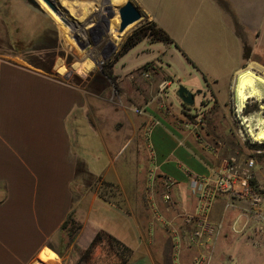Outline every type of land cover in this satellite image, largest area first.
I'll return each mask as SVG.
<instances>
[{
	"label": "crops",
	"instance_id": "0c3cea01",
	"mask_svg": "<svg viewBox=\"0 0 264 264\" xmlns=\"http://www.w3.org/2000/svg\"><path fill=\"white\" fill-rule=\"evenodd\" d=\"M167 1L158 0L166 3L159 6L165 19L137 5L195 64L205 85L192 86L195 107L200 103L195 93L204 90L226 105L237 74L255 49H263L264 0ZM82 3L73 7L83 10L81 19L95 10ZM15 15L13 10L7 19ZM7 19L0 14V42L10 35ZM55 20L49 21L52 27ZM117 25L118 20L114 30ZM54 61L51 52L33 56L31 66L0 55V264H48L50 251L62 260V225L82 211L78 236L68 246L74 263L100 231L132 250L127 264H195L198 254L204 264H233V256L221 253L239 242L264 253V222L255 212L227 208L228 199L219 195L202 216L191 191L193 178H215L235 153L229 133L176 123L173 113L183 105L171 82L164 93L157 83H142L134 92L126 86V103L112 107L85 88L47 75L64 73V60ZM93 66L89 63L85 71ZM97 180L98 190L90 197L80 192V186ZM167 180L172 209L161 211ZM104 181L119 186L121 206L99 195ZM192 222L209 224L214 234H194L188 248L185 234ZM218 244L226 250L216 253Z\"/></svg>",
	"mask_w": 264,
	"mask_h": 264
},
{
	"label": "rangeland",
	"instance_id": "374dc122",
	"mask_svg": "<svg viewBox=\"0 0 264 264\" xmlns=\"http://www.w3.org/2000/svg\"><path fill=\"white\" fill-rule=\"evenodd\" d=\"M50 1L60 9L64 21L43 0H12L7 2L6 0H0V14L5 19L12 14L13 10L16 14L15 17L6 20L11 24V27H9L10 35L8 40L0 42L1 56L31 66L30 62L33 56L51 52L55 55V64L59 60H64L65 70L64 73L53 70L51 73H46L47 75L85 88L88 92L95 93L98 96L96 99L101 103H104V101L100 99L109 101L112 107H118L119 104L126 103L123 98L126 86L133 91L134 88H139L142 83H157L160 86L161 93H164L171 82V90L176 91V94L180 86L186 87L189 91H191L193 84L199 85L200 89L205 86L203 85V79L201 80L199 74L194 71L195 64L184 57L175 46L153 42L146 35L138 39V36L144 33L142 30L147 27L150 18L137 3L153 17L165 19L166 15L163 14L165 11L159 8L162 5L166 6L165 2L130 0L140 10L142 18L129 26L120 35L119 33L114 34L115 22L118 20L119 23L120 18L118 4L120 1L124 5L128 0ZM164 1L168 2L167 0ZM82 2L95 8L83 19L78 17L83 10L73 8L75 5L82 7ZM211 4V1L206 3V5ZM66 9H72L73 12ZM52 17L56 19L54 22L55 28L49 23ZM68 22L78 30V34L73 33ZM259 30L262 33V40H264V21ZM134 35H137L135 37L137 42L131 48H126L129 39ZM233 44L237 45L235 42ZM17 54H20V56H17ZM253 55L249 65L246 64V68L251 64H257L264 69V42L263 49H255ZM89 63L94 66L89 72H86ZM252 70L264 79V71ZM98 80L105 82V85L103 86L102 82L98 83ZM203 92V95L195 93L200 99V103L196 107L195 105L189 107L182 102L183 107L173 113V119L182 127L183 125H190L189 127L195 131L206 128L229 133L231 135L230 143L233 144L235 151L233 156L229 158L238 159L242 166L246 165L248 161L254 160L251 173L257 186L264 187V142L259 144L251 138H246L244 134L247 129H256L257 119L263 120L258 128L264 126V86L261 88L262 100H248L241 113L237 112L235 93L232 94V98L228 97L226 105H223V103L219 104L217 102L213 93L209 94L205 90ZM127 99L129 101L134 100L130 96H127ZM113 109L116 113L118 112V108ZM239 115L253 117L254 121L250 127L247 128L246 125L242 124L243 120ZM86 181L92 182L87 177ZM99 183L100 180H97L96 183H91L89 186H80V192H87V197H90L93 192L98 190ZM167 191H169V187L164 184V189L161 191L162 194L165 192L164 198H161L158 204L161 211L162 209H172L170 202L165 199L166 194H169ZM258 191L261 194L263 193L261 189ZM98 192L102 198L121 206L122 195L119 186H113L104 181L101 183ZM235 205L237 206L236 209L240 211L246 212L251 209L250 203L245 200H236ZM83 207L85 208V205ZM81 213L79 212V215L74 213V217L79 224L85 216L83 211ZM193 222L187 226L185 234L188 248L194 245L195 238L193 235L196 236V233L201 229L197 223ZM64 236L60 245V252L62 253L60 258L62 260L50 251L53 260H47L48 264H77V262L71 261L67 246L68 237L65 233ZM211 245L212 241L210 240L206 254H209ZM218 245L216 253L226 250L223 245ZM260 252L253 249L250 244L239 242L234 244L227 253L224 251L221 254L225 257L233 256V264H264V253L259 254ZM201 255L198 254L197 256L200 257ZM94 260L96 261L95 264H119L115 254L108 255L101 248H96Z\"/></svg>",
	"mask_w": 264,
	"mask_h": 264
},
{
	"label": "built area",
	"instance_id": "2783aa9c",
	"mask_svg": "<svg viewBox=\"0 0 264 264\" xmlns=\"http://www.w3.org/2000/svg\"><path fill=\"white\" fill-rule=\"evenodd\" d=\"M253 167L254 160H250L242 166L236 158L232 157L225 161L224 168L215 178H193L191 191L199 201L201 215L206 216L219 195H224L228 199L227 208L235 207L236 200H245L250 203V210L264 222V187H258L254 182L255 179L251 173ZM166 184L168 187L171 185L168 180ZM260 189L262 194L258 191ZM165 199H170L169 194H166ZM208 225L200 226L201 229L196 233V236L203 237L204 231H207L209 236L213 235L214 227ZM195 264H204V256L197 257Z\"/></svg>",
	"mask_w": 264,
	"mask_h": 264
},
{
	"label": "trees",
	"instance_id": "16d2710c",
	"mask_svg": "<svg viewBox=\"0 0 264 264\" xmlns=\"http://www.w3.org/2000/svg\"><path fill=\"white\" fill-rule=\"evenodd\" d=\"M142 32H144L141 33L143 36L142 35H141L142 37L138 36V39H141L146 35L153 42L176 46L175 41L172 39V37L166 32V30L160 27L155 21H150L147 27L143 28ZM135 37H137V35H134L129 39L126 48L127 47L131 48L132 46H134V44L137 42L135 40ZM80 228H81V224L77 222V220L74 217V214H70V216L68 217V219L65 221V223L62 225L61 228V231L65 233L66 236L68 237L67 246H69L70 243L77 238ZM96 248H101L108 255L115 254V256L119 260V264H127L132 256V250L129 247H127L125 244H123L121 241H119L111 234L105 231H100L96 235L91 245L81 253L77 264H91V263L95 264L96 261L94 260V256H95ZM58 255L62 257V253L60 251L58 252Z\"/></svg>",
	"mask_w": 264,
	"mask_h": 264
},
{
	"label": "bare ground",
	"instance_id": "6f19581e",
	"mask_svg": "<svg viewBox=\"0 0 264 264\" xmlns=\"http://www.w3.org/2000/svg\"><path fill=\"white\" fill-rule=\"evenodd\" d=\"M123 6H118V11L119 9ZM120 25V18H119V23L117 26V29L115 30L114 34L118 33V28ZM252 69H257V70H262L264 69L260 67L257 64H251L247 69L243 70L236 76V81L234 83V88H235V97L237 101V112L241 113L242 109L245 106V104L248 102L250 99H255L256 101L262 100V92L261 88L264 86V79L261 76H258L255 72H253ZM242 115V114H241ZM242 124L246 125V127H250L251 123L254 121L253 117L248 116V117H242ZM257 126L256 129L250 128L247 129L246 132H244L245 137L251 138L254 141H257L258 143H263L264 141V126L261 128H258L260 124L263 123L262 119H257ZM257 130V131H254Z\"/></svg>",
	"mask_w": 264,
	"mask_h": 264
},
{
	"label": "water",
	"instance_id": "95a60500",
	"mask_svg": "<svg viewBox=\"0 0 264 264\" xmlns=\"http://www.w3.org/2000/svg\"><path fill=\"white\" fill-rule=\"evenodd\" d=\"M43 1L58 17H60L63 20L62 13L56 5H54L50 0H43ZM119 16H120V25H119L118 33L121 35L122 33L125 32V30L129 26L138 22L142 18V13L132 1L128 0L119 9ZM178 95L185 105H188L190 107H193L195 105V95L191 91H189L186 87L180 86L178 90Z\"/></svg>",
	"mask_w": 264,
	"mask_h": 264
},
{
	"label": "flooded vegetation",
	"instance_id": "af4514ba",
	"mask_svg": "<svg viewBox=\"0 0 264 264\" xmlns=\"http://www.w3.org/2000/svg\"><path fill=\"white\" fill-rule=\"evenodd\" d=\"M99 82H101V81L99 80Z\"/></svg>",
	"mask_w": 264,
	"mask_h": 264
}]
</instances>
